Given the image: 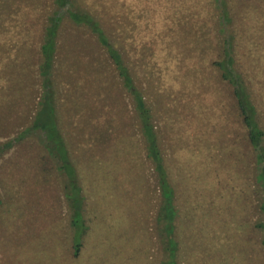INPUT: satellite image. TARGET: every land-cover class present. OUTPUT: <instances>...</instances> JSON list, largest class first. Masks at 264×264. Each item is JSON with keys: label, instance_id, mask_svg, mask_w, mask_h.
Wrapping results in <instances>:
<instances>
[{"label": "rangeland", "instance_id": "374dc122", "mask_svg": "<svg viewBox=\"0 0 264 264\" xmlns=\"http://www.w3.org/2000/svg\"><path fill=\"white\" fill-rule=\"evenodd\" d=\"M55 2L0 0V142L45 109L58 128H32L0 155V264H264V0H74L78 22ZM53 27L44 102L40 45ZM144 124L171 189L168 226Z\"/></svg>", "mask_w": 264, "mask_h": 264}, {"label": "trees", "instance_id": "16d2710c", "mask_svg": "<svg viewBox=\"0 0 264 264\" xmlns=\"http://www.w3.org/2000/svg\"><path fill=\"white\" fill-rule=\"evenodd\" d=\"M66 2H68V5L65 6ZM76 3L74 0H66V1H57L53 5V11L54 13H58L59 18H63L64 21H74L78 22L80 18L81 10L78 9V7L75 5ZM62 19V20H63ZM81 19V18H80ZM53 34L50 33L51 38V46L46 47L43 43L40 45V62L38 64V76H39V83H40V89L42 94L44 95L45 101H48V92H50V89L52 87V74H53V66H54V44H55V35H54V27L52 28ZM101 40V44L103 45V48L107 54V57L109 60L113 63L115 66L117 76L119 77V80L125 87L126 84L130 81L129 77V71L128 69L123 65V58L121 57L120 53L116 50L115 47H112L107 43L106 38L102 35L99 36ZM219 67H230L227 65V63L222 62L221 65L215 62ZM223 68H220L221 70V76H225V70ZM232 92L235 98V105L237 112L242 120V123L246 130V136L248 138V141L253 146H261L260 141H262L263 131L257 124L256 120L254 119V106L250 102L248 98V94L246 93L243 86H238L237 82L235 81L236 78H232ZM231 83V84H232ZM49 89V90H48ZM51 94V93H50ZM42 100H39L41 102ZM136 103V102H135ZM142 104V103H141ZM53 111H47L44 110V113H36V116L33 118V121L29 125H25L19 131L12 137L4 139L2 142H0V155L1 153L9 148L12 143L15 140H18L22 138L25 133L32 128L41 129L44 131L47 127H50L53 131H57V126L55 124L54 118H53ZM142 132L146 135V157L150 160L153 169L158 174V182L159 185L162 186V194L164 195V206L161 213V218L165 220L166 226H168V223L171 222V212L173 211V207L171 205V189L166 185L165 182V175L163 172L162 164H161V157L159 154V150L157 149L155 145L154 140V133L150 131V129L147 127L146 124H144V128H142ZM60 168H65V163H61ZM262 171H264V166L262 167ZM161 182V183H160ZM71 184V182H68ZM69 184H66L65 188L68 190ZM76 189L79 187L75 186ZM74 188V189H75ZM259 199H260V206L259 210L261 211L263 218H264V182L260 181L259 184ZM66 195L69 197V193H66ZM78 211V205L75 207ZM159 216V214H158ZM264 221V220H262ZM258 222L259 225H264V222ZM165 240L167 237V234L164 233ZM73 235V243L72 245V254L76 255L78 252V248L80 245V242L78 241V230H75ZM261 242L264 244V235L261 239Z\"/></svg>", "mask_w": 264, "mask_h": 264}]
</instances>
